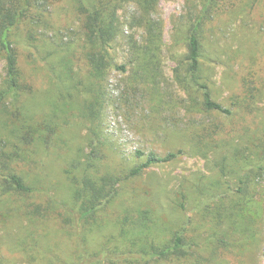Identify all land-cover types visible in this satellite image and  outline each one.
Returning <instances> with one entry per match:
<instances>
[{"label":"rangeland","instance_id":"1","mask_svg":"<svg viewBox=\"0 0 264 264\" xmlns=\"http://www.w3.org/2000/svg\"><path fill=\"white\" fill-rule=\"evenodd\" d=\"M201 1L158 0L156 10L151 14L161 23L158 61L154 64L158 85L153 87L147 83L146 94L140 86L141 90L135 86L140 81H150L152 76L151 70L146 74L141 71L145 28L136 20L139 12L136 2L122 1L117 10L120 31L106 46L112 64L103 79L104 94L95 100L99 102L92 109L84 110L86 104L89 106L94 100L92 92H88L89 66L82 59L78 62L74 59L73 84L71 82L62 89L60 77L54 71L58 64L61 70L60 55L54 59L48 54L49 50L68 43L77 48L82 42L81 15L75 7L80 2L40 0L50 22L40 24L39 33L35 35L37 39L33 41L27 40L23 25L20 29L22 37L17 44L22 75L34 87L28 107L31 113L28 114L25 108L17 111L22 108L21 103L15 111L10 99L0 106V122L6 121L9 125L7 129L0 127V264H48L53 259L55 264L72 261L80 229L69 216L75 208L67 194L71 176L99 179L109 175L118 180L119 195L99 214L105 226L97 233L88 234L91 251L106 247L107 239H111L107 246L120 244L114 220L123 219L126 209L146 207L152 212L156 221V243L170 239L167 230L187 222V218H193L189 225L192 234L193 224L200 219L203 202L202 188L197 184L200 180L210 183L225 153L223 150H196L186 139L187 132L178 129L188 118L209 117L198 111L187 114L184 109L175 108L174 103L185 95L176 72L186 52V19L191 7L196 4L199 9ZM247 2L231 0V5L215 17L220 25L216 23L214 29L206 31V55L209 58L202 60L213 84V95L234 110L233 103L240 102L239 95L243 93L241 79H253L257 86L264 83V27L261 26L264 9L258 7L250 12ZM42 39L46 40L45 44ZM121 65L125 68H119ZM4 74L5 59L0 53V89ZM145 77L149 79L144 81ZM254 105L264 120V88ZM173 116L176 120L171 119ZM220 119L229 123L231 116ZM50 125L56 126V132L47 142L45 138ZM28 133L34 139L25 144ZM247 145V140L241 141V150L246 147L241 153L254 151ZM137 150L145 154L153 151L161 156L169 152L178 154L171 161L151 164L129 177L131 170L145 161L144 157L136 156ZM18 151L25 161L19 162L17 170L12 163L17 161ZM12 169L41 192L31 197L23 196L24 199L14 195L3 184V178ZM232 181L238 182L236 178ZM260 182L264 185V178ZM48 195L58 198L53 210L62 215H29L27 210L33 206L26 207V204L30 201L45 204ZM199 224L200 221L194 228ZM258 232L257 242L243 244L245 250L238 253L236 248L235 254H227L222 244L210 242L215 239L213 237L202 234L196 239V232L191 235L195 238L191 245L193 249L200 246L196 249L197 256H191V260L201 261L200 264H264V219ZM122 250L125 251V246ZM119 254L110 257L119 259ZM211 255L213 262L210 263L206 260ZM145 264L171 263L150 260Z\"/></svg>","mask_w":264,"mask_h":264},{"label":"trees","instance_id":"2","mask_svg":"<svg viewBox=\"0 0 264 264\" xmlns=\"http://www.w3.org/2000/svg\"><path fill=\"white\" fill-rule=\"evenodd\" d=\"M122 1L124 0H79L80 3L75 7L81 15L79 17L83 33L82 42L77 45V48L68 43L59 49L49 50V56L54 59L60 55L61 70L58 64L54 71L60 77L58 79L62 82V89L64 86L71 85V82L73 84L76 74L74 72L75 60L78 62L82 59L89 66L88 92H92L94 100L89 106L86 104L84 110L92 109L96 102H99L95 100L100 99L104 94L103 79L106 69L112 64L106 46L120 31L117 10ZM132 1L136 2L139 9L135 16L136 20L143 23L146 33L141 71L146 74L151 70L152 73L150 81H140L135 86H138L137 90L142 89L146 94L147 83H151L153 87L158 85L156 74H154V64L158 61L157 50L161 37V23L151 17V14L156 10L158 0ZM247 1L249 7L247 8L251 9L250 12L258 7L264 9V0ZM230 3L231 0H202L199 9L196 4L191 7L189 18L186 19L188 29L185 39L186 52L182 55L176 72L178 82L182 85L180 86L185 95L174 102L175 108L184 109L187 114L198 111L209 116L198 119L188 118L182 123L183 127L178 129L187 132L186 139L200 152L225 151L219 162L218 172L210 179V183H203L200 180L197 184V187L202 188L200 194L203 197V202L200 219L194 220L196 222L193 224L192 234L189 225L193 218H187V222L167 230L170 239L161 244L156 243L154 241L156 240V221H154L152 212L146 207L137 210L126 209L123 219L114 220L120 244L107 246V241H111V239H107L106 247L95 248L91 251L89 249L91 239L88 234L95 231L97 233L105 226L104 222H101L99 214L119 195L118 180L109 175L99 179L90 176H85L83 179L71 176L67 194L69 197L71 196L75 208L69 212V216L75 221V225H73L79 228L80 232H78L79 236L77 235L79 241L73 259L67 264H123V262L124 264H145L150 260H167L171 264H200L201 261L191 260V256H197L196 249L200 245L193 249L191 244L195 238L197 239L202 234L215 238L210 242L222 244L224 247L222 249L227 254H235L237 249L239 253V251L245 250L243 247L245 244H253L252 242L258 241V231L264 219V185H261L260 182L264 178V120L258 113L254 102L264 88V83L257 86L253 79L246 77L241 79L244 88L243 93L239 95L241 96L239 97L240 102L233 103L235 110L228 108L213 95L211 87L213 84H211V78L202 61L203 58H209L206 55V31L214 29L213 26L214 24L216 26L217 23L215 17L224 12L225 7ZM45 12L46 8L40 5V0H0V53L5 59V74L0 89V106L10 99L15 105V111L21 103L22 108L17 111L25 108L28 114L31 113L28 107L30 108L29 101L34 94V87L22 75L17 44L22 37L20 29L23 25L27 31V40L33 41L32 39L36 38L35 35L39 33L40 24L46 25L50 22L46 18ZM261 26L264 27V19ZM42 43L45 44L46 40L42 39ZM138 53L134 56L136 57ZM52 67L54 68L53 64H51ZM119 68L124 69L125 66L121 65ZM142 72L141 76L144 77ZM148 79L145 77L143 80ZM212 115L214 118H210ZM219 115L221 117L231 116V121L226 123L220 119ZM175 117L173 116L171 119L173 120ZM206 119L209 122H206ZM0 127L7 129L9 125L3 121L0 122ZM55 129L56 126L48 127L45 141L52 140L53 134L56 132ZM33 139L32 134L28 133L25 144L31 143ZM243 140H247V147L254 149L252 153H241L246 148L241 150L240 143ZM17 153L19 154L17 161L12 163L16 169L19 162L25 161L21 151ZM177 154L169 152L161 156L153 151L145 154L144 151L137 150L136 156L144 157L145 161L132 169L129 177L137 175L143 168L151 164L171 161ZM233 178H236L238 182H233ZM3 180V184L21 199H24L23 196L30 195L31 197L36 192H41L37 191L35 186L27 183L24 177L14 169L10 170ZM57 199L56 196L48 195L45 204L30 201L26 207L33 206V208L27 212L29 215L41 217H50L54 213L62 215L61 212L53 210ZM199 221L200 224L194 228V225ZM195 234V238L191 237ZM121 245L125 246V251L122 250ZM116 254L120 255L119 259L110 257ZM54 260H49L48 264H55ZM206 261L213 262L212 255Z\"/></svg>","mask_w":264,"mask_h":264}]
</instances>
